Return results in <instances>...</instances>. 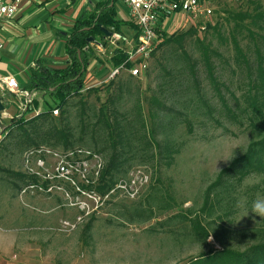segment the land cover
I'll use <instances>...</instances> for the list:
<instances>
[{
    "label": "rangeland",
    "instance_id": "374dc122",
    "mask_svg": "<svg viewBox=\"0 0 264 264\" xmlns=\"http://www.w3.org/2000/svg\"><path fill=\"white\" fill-rule=\"evenodd\" d=\"M208 3L212 12L205 22L213 28L203 26L206 23H196L184 13L170 14L164 18L161 27L166 36L194 29V34L183 40L182 47L190 60L197 59V91L213 108L210 117L200 113L203 110L200 107L194 110L190 98L186 100L196 91L184 79L185 68L181 60L175 58L179 49L174 43L157 48L146 61L145 68L139 70L138 76L122 69L110 77L111 50L122 43L107 37L105 45L99 46L100 52L96 53L99 61L94 70L97 72L99 69L104 74L94 81L85 78L83 89L68 100L65 115L73 133L72 146L95 150L105 142L102 130L95 127L91 130L98 118L97 108L102 103L108 111L115 107L119 112H127L125 116L129 118L135 117L139 110L147 126L158 127L149 114V109L155 107L149 103V97L153 95L158 99L160 86L167 88L170 78L163 74L161 68H174L172 83L175 89H167L172 96L163 94V103L177 113L165 111L169 114L161 118L162 126L172 130L164 134L158 132L155 138L162 141L164 135L177 152L172 154L168 164L158 158L145 160L143 157V162H140V153L133 157L132 154L127 155L123 165L124 168L128 166L127 170L119 173L117 178L125 177L135 166L143 167L148 175L147 183L137 186L135 195L129 196L128 192L134 188L128 185L125 190H114L103 196L90 189L95 183L96 172L108 157L107 149L88 157H77L76 153L63 155L61 145L40 144L37 148L44 151H26L36 149L30 145L19 151L13 137L0 135V168L35 179V183L27 184L28 180H20L0 170V264H185L210 248L227 246L243 249L252 243V237L249 233H238V230L264 228V218L254 216L251 208L254 200L264 198V173L248 175L235 189V211L230 223L221 224L237 232L227 233L223 230L225 228H215L204 241H197L189 234L185 222L168 219L180 208L199 203L206 183L231 157L242 151L249 139L245 123H234L219 106L204 66L198 59L200 51L193 46V39H201L204 45L216 51V55L209 56V61L216 80L227 86V90L221 91L232 107L230 94L240 101L244 87L233 61L229 35L236 36L238 45L250 59L253 43L264 51V43L258 38L250 40L243 26L240 25L241 32L237 33L238 27L234 25L246 24L248 20L240 22L234 16L244 11L264 12V0H208ZM248 27L264 34V26L262 30L250 24ZM128 30L131 29L126 27L121 34L112 33L127 37ZM127 85L129 89L125 88ZM92 86L98 88L96 92L89 90ZM40 99V106H45L44 102L51 103L46 94L42 93ZM52 115L57 118L59 110ZM184 115L186 120L182 119ZM2 122H8V118ZM134 125L137 126L136 123ZM37 158L42 159L40 165L36 163ZM59 165L64 166L62 171L57 169ZM148 194L153 202L159 200L160 206L173 205L163 212H155L154 217L146 221H127L125 210L138 205Z\"/></svg>",
    "mask_w": 264,
    "mask_h": 264
},
{
    "label": "trees",
    "instance_id": "16d2710c",
    "mask_svg": "<svg viewBox=\"0 0 264 264\" xmlns=\"http://www.w3.org/2000/svg\"><path fill=\"white\" fill-rule=\"evenodd\" d=\"M113 2L114 0L98 1L94 4L92 11L82 12L73 21L70 32L64 35V52L66 54L64 60L52 61L38 58L34 66L29 68L28 83L22 89L28 94L33 91L46 94L50 97L51 103L44 102L45 106L39 107L38 100L30 99L29 102L24 104L25 108L19 110V116L14 115L8 120L4 134H9L16 140L19 151L30 145L33 146L31 148L37 149L40 144L52 145V147L61 145L62 151L81 148L72 146L74 144V140H72L73 133L65 112L69 98L78 95L84 87L89 61L96 58L86 39L91 36L94 40L93 43L104 46L106 37L99 30V27H104L111 33L117 32L121 34L122 27L126 26L133 32L131 37H135V25L131 20L116 18ZM234 18H237L240 22L243 19L248 20L246 24L238 23L234 25L238 27L236 29L237 33L241 32L240 27L243 26L250 40L255 41L258 38L264 43V34L253 31L248 27V24H250L262 30L264 12L255 11L251 13L244 11L236 14ZM161 19L162 17H160ZM161 23L160 21V25H162ZM204 26L206 28L214 27L209 23L204 24ZM158 32H161L162 37L157 48L164 44L174 43L177 46L176 48L179 49L175 58L178 57L181 60L182 67L185 68L184 79L196 91L195 95L187 96L186 100L189 101L190 98L189 102H191L194 110L200 107L203 109L200 113H205L210 117L213 108L203 98V95L197 91L198 77L195 67L197 59L190 60V56L182 47L183 40L187 36L194 34V29L189 28L168 36L165 35L162 29H159ZM229 42L233 49V61L239 71L241 84L244 87L240 101L233 94H230L233 99L232 107H229L221 91V89L227 90L228 88L225 84L216 80L213 74V67L209 61V56L216 55V51L204 45L201 39L197 37L193 39V46L200 51L198 59L204 66L206 77L225 116L234 123H245L249 131L248 142L242 151L231 157L228 163L218 170L213 178L206 183L200 193V202L180 208L176 213L168 217L169 220L185 222L189 234L197 241H204L215 228H225L221 223H230L231 216L235 211L236 199L234 192L242 179L250 174L264 173V51H261L253 43L252 58L250 59L238 45V40L232 33L229 35ZM125 59L126 55L121 48L115 47L111 50L109 61L112 66L119 65ZM124 64L126 67L131 65L129 62ZM161 69L163 74L169 76L170 79L166 84V89L160 86L158 99L153 95L149 97V103L155 106L149 109V114L154 123H158L156 129L144 123L140 117L139 110L136 111L135 117L129 118L125 116L127 112H119L115 107H111L110 111H108L104 103L97 108L98 118L91 130L94 127L102 130L105 134V142L91 151L98 154L100 151L109 150L106 161L97 172L95 183L90 186V189L94 190L98 196L105 195L118 181L126 178V176L117 178V175L126 172L128 166L124 168L123 165L128 158L127 155L132 154L133 157L135 154L140 153V162H143L144 157L146 158L145 160H152L153 158L163 159L164 163L168 164L171 161L172 154L177 152V148L173 147L170 139L164 135L162 141H158L155 138L158 132L164 134L172 130L171 127L167 129L162 126L161 118L165 116L164 114H169L165 111L177 113L172 107L163 103L165 101L163 94L172 96V92H167V89H175V84L172 83L175 79L173 76L174 68L170 66V68L162 67ZM163 83H166V81H163ZM128 86H125V88L129 89ZM97 89L93 86L89 88L93 92H96ZM184 89L188 90L187 85L184 86ZM159 97H162V99H159ZM36 107H39V111L36 114H31ZM54 108L59 110L57 118L51 114V110ZM29 114L31 115L26 117ZM185 117L184 115L182 119L186 120ZM58 123H61V125H58ZM81 149L90 151L87 148ZM0 170L20 180L23 178L26 181L28 180L27 184L35 183L33 176H25L20 172L6 168H0ZM153 201L151 195L148 194L142 198V202H139L138 205L130 209L127 208L125 210L127 221H146L154 217L155 212H163V209H169L173 205L167 203L165 206H160L158 205L159 200L157 202ZM223 230L227 233L235 231L230 228ZM238 233L243 235L249 233L252 237V243L247 244L243 249L227 246L210 248L190 258L185 264H264V228L238 230Z\"/></svg>",
    "mask_w": 264,
    "mask_h": 264
},
{
    "label": "crops",
    "instance_id": "0c3cea01",
    "mask_svg": "<svg viewBox=\"0 0 264 264\" xmlns=\"http://www.w3.org/2000/svg\"><path fill=\"white\" fill-rule=\"evenodd\" d=\"M98 1L101 0H19L17 10L11 17L0 18V77L14 76L19 88L23 90L22 87L28 83L29 68L34 66L36 59L64 60V35L70 32L73 21L82 12L92 11ZM113 5L116 18L130 20L128 9L122 2L114 0ZM128 32L129 36L133 33L132 30ZM89 46L96 58L89 61L85 78L94 81L104 72L99 69L94 71L99 61L96 53L100 52V45L89 42ZM8 93L6 88H0V95L8 105L7 114L2 120L19 116V110L24 109L26 97ZM40 95L41 92L33 91L29 98L40 101Z\"/></svg>",
    "mask_w": 264,
    "mask_h": 264
},
{
    "label": "built area",
    "instance_id": "2783aa9c",
    "mask_svg": "<svg viewBox=\"0 0 264 264\" xmlns=\"http://www.w3.org/2000/svg\"><path fill=\"white\" fill-rule=\"evenodd\" d=\"M128 9V14L130 20L135 25V37L131 36L124 37L119 36L115 33H111L109 38H115L120 40L122 43L121 48L126 59L117 66H112L109 76H113L120 72L122 69H127L130 75L138 76L140 74V69L145 68L146 61L151 57V54L157 49L161 41L162 29L160 21L163 22L164 18L168 17L173 13H184L190 16L196 23H205L208 17L211 15L212 8L209 6L208 0H119ZM19 0H0V18L11 17L17 10ZM160 17L162 19L160 20ZM162 24V23H161ZM204 26V24H203ZM2 46L0 42V47ZM99 46V45H98ZM125 62H129L131 65L125 67ZM0 88H6L10 95H23L27 97L28 93L21 90L14 76L4 75L0 77ZM30 98H26L24 104L29 102ZM25 107V106H23ZM23 110V108H22ZM39 110H34L33 113L36 114ZM57 109L51 110L52 114H56ZM31 151V150H30ZM35 151H44L43 148H37ZM49 151V150H48ZM64 154H70L79 157H88L92 154L88 150H83L81 148H73L61 152ZM39 157V156H38ZM80 159V158H79ZM25 161H27L25 159ZM41 158H37L36 163L40 165L42 162ZM27 165V163H26ZM32 171L31 168H28ZM57 169L62 171L64 169L63 165H59ZM98 172V171H97ZM96 172V174H97ZM126 179L118 181L112 189L108 192L112 193L114 190L122 191L125 190V186H132L134 189L128 192L129 196L135 195L137 191V186H143L147 183L148 175L141 166H135L129 170Z\"/></svg>",
    "mask_w": 264,
    "mask_h": 264
},
{
    "label": "water",
    "instance_id": "95a60500",
    "mask_svg": "<svg viewBox=\"0 0 264 264\" xmlns=\"http://www.w3.org/2000/svg\"><path fill=\"white\" fill-rule=\"evenodd\" d=\"M99 30L103 33V35L107 38L111 35V32L109 30H107L104 27H99ZM87 42H94L93 38L91 36L87 37L86 39ZM96 44V43H95ZM8 95H10L8 93ZM30 95V93L27 95L26 98H28ZM8 105L5 103V101L3 100V97L0 95V135H4L5 129L7 127V123H3L2 122V118L5 114H7L6 109H7ZM25 108V107H24Z\"/></svg>",
    "mask_w": 264,
    "mask_h": 264
},
{
    "label": "clouds",
    "instance_id": "9594fccd",
    "mask_svg": "<svg viewBox=\"0 0 264 264\" xmlns=\"http://www.w3.org/2000/svg\"><path fill=\"white\" fill-rule=\"evenodd\" d=\"M251 208L252 214H254V216L264 218V198H257L254 200L252 202Z\"/></svg>",
    "mask_w": 264,
    "mask_h": 264
}]
</instances>
